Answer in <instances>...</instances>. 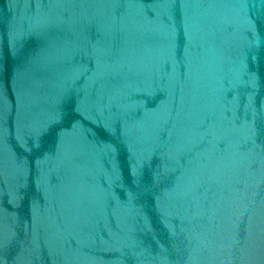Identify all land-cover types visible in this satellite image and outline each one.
Listing matches in <instances>:
<instances>
[{"label":"water","instance_id":"95a60500","mask_svg":"<svg viewBox=\"0 0 264 264\" xmlns=\"http://www.w3.org/2000/svg\"><path fill=\"white\" fill-rule=\"evenodd\" d=\"M0 264H264V0H0Z\"/></svg>","mask_w":264,"mask_h":264}]
</instances>
